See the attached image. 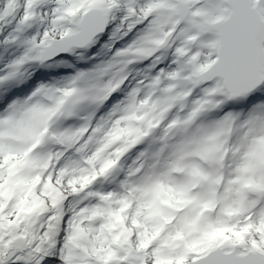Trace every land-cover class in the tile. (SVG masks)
<instances>
[{
    "label": "snow or ice",
    "instance_id": "obj_1",
    "mask_svg": "<svg viewBox=\"0 0 264 264\" xmlns=\"http://www.w3.org/2000/svg\"><path fill=\"white\" fill-rule=\"evenodd\" d=\"M0 264H264V0H0Z\"/></svg>",
    "mask_w": 264,
    "mask_h": 264
},
{
    "label": "bare ground",
    "instance_id": "obj_2",
    "mask_svg": "<svg viewBox=\"0 0 264 264\" xmlns=\"http://www.w3.org/2000/svg\"><path fill=\"white\" fill-rule=\"evenodd\" d=\"M57 70H51L52 74H56Z\"/></svg>",
    "mask_w": 264,
    "mask_h": 264
}]
</instances>
